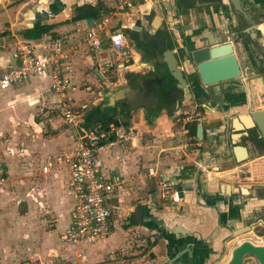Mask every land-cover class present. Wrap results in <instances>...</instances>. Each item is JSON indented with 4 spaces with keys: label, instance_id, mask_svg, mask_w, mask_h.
Here are the masks:
<instances>
[{
    "label": "crops",
    "instance_id": "1",
    "mask_svg": "<svg viewBox=\"0 0 264 264\" xmlns=\"http://www.w3.org/2000/svg\"><path fill=\"white\" fill-rule=\"evenodd\" d=\"M206 1L209 0H136L130 12L112 10L111 0H0V43L13 46L25 42L40 53L61 51L63 71L74 84L68 93H82L77 99L70 95L74 103H80L77 120L87 126L94 121V113L113 111L114 100L109 97L105 102L98 90L101 82L108 81L105 72H116L110 76L116 79L110 84L115 89L111 96L125 88V78H138L146 70L129 41L135 37L129 27L136 19H141V27L150 33L154 34L157 27L172 33L173 51L180 60V39L192 40L196 46L218 37L231 39L229 31L236 23L238 28L248 23L239 20L230 0ZM243 3L251 9L258 4L264 6V0ZM77 7L83 17L72 19ZM119 15L123 18L114 19ZM175 17L171 31L168 21L171 23ZM86 18H90L88 26ZM42 26L48 28L40 33L32 30ZM87 27L98 33L101 51H90L83 44ZM259 27L264 41V25ZM114 29L122 31L132 56L127 69L115 70L105 64L110 57L107 36ZM233 46L242 77L222 83L220 95L214 99L200 89L196 90L197 98L191 94L195 101L186 98L174 111L168 112L165 107L156 111L137 108L122 116L123 130L130 141L104 145L97 152L101 168L113 169L122 178L114 199V227L106 238L71 248L70 252L58 236L70 209L64 172L42 173L40 169L53 157L71 150L79 130L73 125L53 123L48 110L41 112V106L47 109L53 105L54 110L58 98L49 88L47 75L30 77L0 90V155L11 152L5 156L6 186L15 182L17 191L21 193L22 187V193L26 191L20 202L27 209L14 223L16 227L12 226L14 233L23 232V243L42 252L50 250L56 234L63 264L69 260L77 264H221L242 240L264 246V149L256 147L245 130L234 131L229 124L234 116L231 113L244 111L250 100L254 109L264 108V67L256 69L255 76H245L247 72L253 74L255 68L239 51L240 43L236 41ZM90 54H98V59ZM6 59V53L0 50V72ZM256 77H261V84L255 83L249 92V82ZM83 93L89 98V109L82 101ZM197 122L202 125L201 138L195 136L192 128ZM174 139L178 141L173 145H163ZM165 151H172L173 155L160 159ZM149 163L153 175L147 172ZM161 180L180 188L182 195L177 202L159 198ZM249 224H253L249 231L231 234ZM10 229L6 235L9 245L17 241ZM33 230L39 237L34 241ZM114 254L120 255L119 259ZM73 256L76 257L71 260ZM30 259L40 261L36 257Z\"/></svg>",
    "mask_w": 264,
    "mask_h": 264
},
{
    "label": "built area",
    "instance_id": "2",
    "mask_svg": "<svg viewBox=\"0 0 264 264\" xmlns=\"http://www.w3.org/2000/svg\"><path fill=\"white\" fill-rule=\"evenodd\" d=\"M135 1L117 0V10L123 11ZM107 39L111 58L105 64L127 69L132 56L122 31L114 29ZM82 42L90 51L102 50L101 39L92 27L86 28ZM0 49L7 57L0 72V90L30 77L47 75L49 88L58 97L55 103L59 115L53 117L52 122L73 125L79 130L73 148L53 157L40 169L42 173L64 172V188L70 200V209L68 220L58 235L59 241L65 247L75 249L106 238L114 227V211L117 210L114 199L122 178L113 169L101 168L97 152L104 145L121 144L131 138L110 120H94L87 126L79 124V112L69 107L67 93L74 88V84L63 71L64 56L61 51L55 49L50 53H36L35 47L25 42L13 46L2 42ZM81 108L84 109L85 105ZM148 174L153 175L152 170ZM7 177V167L0 158V187L5 184ZM243 177L246 179V176ZM158 196L171 202L179 200L178 190L168 180L159 181Z\"/></svg>",
    "mask_w": 264,
    "mask_h": 264
},
{
    "label": "water",
    "instance_id": "3",
    "mask_svg": "<svg viewBox=\"0 0 264 264\" xmlns=\"http://www.w3.org/2000/svg\"><path fill=\"white\" fill-rule=\"evenodd\" d=\"M230 1L234 7V10L239 16V20L246 21L250 24V26L243 29L242 32H252V30H258L259 32L260 30L258 25L264 23V6L261 7V5L258 4L255 9H251L250 5H247V7L249 6L248 8L244 5V0ZM249 11L253 13L252 17V14ZM175 20L176 17L171 19V23L168 21V27L171 31L172 27L170 25H174ZM142 23L143 22L141 19H136L129 27V30L136 32V37H133L132 39L130 38L129 41L131 45L135 47V52L144 55V51L142 49L136 48L138 45L137 41H141L139 36L142 34L144 37L149 38V36L153 33L148 32L145 28H141ZM85 24L87 26L90 25V18L85 19ZM156 29L162 31L163 28L161 29V27H157ZM259 35L263 42L261 31L259 32ZM170 36L172 40L175 39L172 33ZM233 50L234 46L231 40L228 38L223 39V37H218L212 41L210 40L205 42L201 46H196L195 42L190 40V48L187 49V47H185V54L182 60H178V53L174 52L173 49L167 48L164 49L161 54H158L157 52L154 53L156 58L146 61L144 64L145 66H150L154 64L156 60L158 64L164 65L168 76L176 81V87L186 90L184 86V73L189 83L188 89L190 90L191 94H195V98L198 97L196 90L201 89L204 93H206L207 96L214 99L220 95V91L218 92V89L222 83L231 82L232 80H239V78L242 77L238 61ZM154 51L156 50L154 49ZM175 58H177V61L182 63L183 69L176 67L177 62ZM262 62L264 63V53L262 54ZM137 80H140L141 82L138 87L134 88L133 82L131 84L132 87L127 88L125 86V88L114 92V95L109 96L110 99L115 101L118 97L120 100L125 101L129 107V112L133 111L134 108L137 107H142L143 109L153 107L156 102V98L152 94V84L155 83L160 85L161 78L153 77L145 78L144 80L137 78ZM255 83L258 85L261 84V77H256L250 80V87L248 86L249 92V88L253 87ZM237 86L240 85L237 84ZM171 94L172 92L169 93V95ZM231 114H234V116L230 119V123L228 122L231 124V128L234 131L245 130L248 137L252 138L254 145L264 149V108L254 109L250 100L248 107H246L244 111L238 110ZM93 120H95V118ZM110 121L115 126H120V121L118 118H112ZM192 128L195 130V136L197 138H201V123L197 122L195 126H192ZM124 129L127 130L126 125H124ZM240 150H242V148H240ZM177 190L178 196H181L182 191L179 187ZM136 221L139 222V220ZM252 225L253 224L242 226L233 230L231 234L238 235L244 233L248 231ZM244 254L254 255L259 264H264V248L247 240L240 241L231 249L230 256L224 264H239L241 257Z\"/></svg>",
    "mask_w": 264,
    "mask_h": 264
},
{
    "label": "rangeland",
    "instance_id": "4",
    "mask_svg": "<svg viewBox=\"0 0 264 264\" xmlns=\"http://www.w3.org/2000/svg\"><path fill=\"white\" fill-rule=\"evenodd\" d=\"M130 7L131 6L127 7L123 11H126V10L130 11L131 10ZM110 8H112V10L114 9V11L117 9V0H111ZM122 18L123 17L120 16V15L114 17V19H122ZM112 21H114V20H112ZM94 28H95L96 31L98 30L96 28V25L94 26ZM157 36H158L159 39H162L163 32L162 31L158 32ZM251 47L252 46H249V48H250L249 50H251L252 53H255L257 49L255 47H252V48ZM105 49L107 51V54H109V52L107 50V46L105 47ZM35 52L36 53H40V51H35ZM90 56H92L93 59H96V60L98 59V54H95V55L90 54ZM107 58L110 60L109 55H108ZM254 58L257 59V61H255L254 65H251L246 60V62L249 64V66L255 68L254 71H253V74L250 75L247 72V75H245V76H247L248 78L251 77V76H255L256 74H258V72L256 71V69L258 70V69H261V68L264 67V63L260 60V58L258 57L257 54H254ZM111 69H115L116 70L117 68L115 66H112ZM163 69H164V72H163L164 75H163L162 90H165L166 88H170V82H172L173 79L168 76L167 72L165 71L164 65H163ZM142 71H143V73H147L145 69L142 70ZM105 73H107V75H108V78H107L108 81L105 80L104 82H101L100 83V86H98V90L100 89L99 91H100L101 95H103L104 101L106 102L109 99V94L115 90L114 88H110L111 87L110 84L113 81H115L116 79L113 80L112 79L113 77L111 78L110 76H111V74L113 76H115L116 75L115 74L116 72L114 70H112V72L109 71V72H105ZM143 73H140V74H143ZM115 88L117 89V87H115ZM118 88H119V86H118ZM105 91H106V93H104ZM81 94H82L81 92H76V93H73V94L68 93L67 98H68V102H69V107L74 108V109H79L80 103H77V104L74 103L73 100H72V98H70V97L72 96V97H74V99L75 98L77 99V98H80L79 96H81ZM83 95H84V93H83ZM88 100H89V98L84 95V99H82V101H86L87 107H88L86 109H89L90 108V105L88 103ZM51 106H53V105H50V107L48 106L47 109L44 106H41V108H42L41 109V112L44 114L45 111L48 110L47 111L48 112L47 115L49 117L53 118V117L59 115V111L56 110L57 108H55L53 110L51 108ZM54 106H57L58 107V105H54ZM167 108H168L167 109L168 112L172 110V107H167ZM110 117L111 118H113V117L114 118H118L119 121H120L119 128L121 130H123V123H122L123 122L122 121L123 118H122V116H119L117 112H113L112 110L106 111V109H105V111H103V110L101 111L100 110V111L94 113L95 120H99V121H103L104 122L105 119L110 118ZM177 136L179 137L178 134H177ZM177 136H176L175 139H178L179 140L180 138H178ZM175 139L172 140V143L168 144V143L164 142L163 145L164 146L173 145L176 141H178V140H175ZM2 140L3 139L1 138L0 139V142H2ZM126 147H127V145H126ZM10 154H11V152L9 154L7 153V155H0V158H1V160H2V162L4 164H5V161H6L5 160V156H8ZM171 155H173L172 151H165V152H163L161 154L160 159L166 160ZM150 165H151V163H149L147 165V172L151 170V168L148 167ZM14 183L15 182H12L11 184H8L6 186V182H5V184H4L5 186L3 185L2 187H0V240L3 242V243L0 244V264H24V263L25 264H57V263L58 264H63V263H60L61 261H60V258H59V254H62L63 255V252H61L62 251L61 250L62 249L61 247H60V249H57L58 241H57V239H55V237L57 236L56 234H55V237H53V243L51 244L52 247L50 248V250H47V252L46 251L45 252H42L38 247H35L34 245H29L28 246V245H25L23 243V239L26 238V236H25V234L23 232H20V231L17 230L16 233H14V231L12 230V229H14L16 227L14 223H17V221H20L21 220L20 219V216H22L21 214H22L23 210H26L27 209L25 207V205L20 202L21 199H22V197H24L26 191H23V193H22V189H23V187H22V189H20V191H21V193H20L19 191H17V189H16L17 187L15 188V185L16 184H14ZM157 192H159L158 189H157ZM17 201H19V202H17ZM12 209H13L14 212L11 211ZM116 216H117V211H114V217H116ZM32 217H34V216H32ZM30 219L32 221L33 218H30ZM13 225L15 226L14 228L12 227ZM9 228H11L10 231L15 234L14 238L17 240L15 244H10V245L8 244V237L6 235L8 233H10V232H8V229ZM33 232H35V235L32 238V240L34 241V240H36L39 237L36 234L37 233V230H33ZM4 241L6 242V244L4 243ZM67 248H68V251L70 252L71 251V248L70 247H67ZM31 254H32V256L30 257ZM116 256L119 259V256L120 255H117L116 254L114 257L116 258ZM32 257H36L37 259H40V261L34 262L32 259H30ZM75 257L74 256L71 257V260H74ZM73 263L74 264H77L76 261H73L71 263L70 260L67 261L65 264H73ZM96 264H100V261H97Z\"/></svg>",
    "mask_w": 264,
    "mask_h": 264
},
{
    "label": "flooded vegetation",
    "instance_id": "5",
    "mask_svg": "<svg viewBox=\"0 0 264 264\" xmlns=\"http://www.w3.org/2000/svg\"><path fill=\"white\" fill-rule=\"evenodd\" d=\"M215 0H209L206 2H214ZM248 26H250V24L245 23L244 25L241 24V28H238V23H236L232 30L229 31V35L231 36V40L232 44H234L236 41H238L240 43V50L242 55L245 57V59L251 64L254 65L255 61H257V59L254 58V54H257L258 57L260 58V60L262 61V54L264 53V46H263V42L261 41L260 35L258 30H252V32H245L243 33L242 30L247 28ZM142 28V27H141ZM158 32H160L159 29H156L155 33L150 35L149 38L144 37L142 34L139 36L141 38V41H137V47L136 48H140L144 51V55L138 53V57L141 60L142 63H146V61H149L151 59H155L156 55H154V53H158L161 54V52L164 49H173V40L171 38V36L169 35V33L167 34L165 31H163V37L162 39H159L157 34ZM135 33V37H136V32ZM252 34V35H251ZM251 35V37H250ZM181 47H180V53L182 54V58L184 57L185 54V47H187V49L190 48V42L186 41V40H181ZM249 46L255 47L257 50L255 53H252L251 50H249ZM251 47V48H252ZM154 49L156 51H154ZM234 51V50H233ZM175 52V51H174ZM177 53V52H176ZM235 54V51H234ZM178 56V54H177ZM236 56V54H235ZM176 59V67L179 69H183L182 63L180 61H177ZM237 59V57H236ZM178 60L179 56H178ZM146 72L147 73H143L140 75H143V77L138 76L139 79H145V78H153V77H160L161 78V84L157 85L155 83L152 84V94L155 96L156 98V102L154 104L153 107H150L148 109H145L146 111H152V110H158L162 107H172V110L174 111L175 109H177L181 103L186 100V98L190 99V97L192 98V100L195 101V99L191 96V92L188 89L189 88V83L188 80L186 78V75L183 73V77L185 78V82H184V86L186 88H178L176 87V81L173 79L172 82H170V88H166L165 90H162V85H163V65L162 64H158L157 61L155 60V63L148 66L146 65ZM263 78V77H262ZM126 79V84L125 86L127 88L132 87L131 84L134 82V88L138 87L139 84L141 83L140 80L138 81L137 78H125ZM264 79V78H263ZM171 89V90H170ZM172 92L171 95H169V93ZM170 98V99H168ZM113 112H117L119 116H123L126 117L129 114V107L127 105V103H125V101L120 100L118 97L115 101H113ZM137 108H142V107H137ZM134 108V109H137ZM143 109V108H142ZM252 228V227H250ZM254 229V228H253ZM249 231V230H248ZM247 232V231H246ZM245 233V232H244ZM243 234V233H241ZM240 235V234H239ZM255 245H260L264 248L263 245L258 244L257 242L254 241H250L247 240ZM231 251V250H230ZM229 256H230V252H229ZM228 256V258H229ZM227 258V259H228ZM227 259L225 261H223L224 264ZM239 264H259L257 259L255 258L254 255L251 254H244L241 257V261Z\"/></svg>",
    "mask_w": 264,
    "mask_h": 264
},
{
    "label": "trees",
    "instance_id": "6",
    "mask_svg": "<svg viewBox=\"0 0 264 264\" xmlns=\"http://www.w3.org/2000/svg\"><path fill=\"white\" fill-rule=\"evenodd\" d=\"M80 9H81L80 7H77L76 8V10H77L76 11V14L71 17L72 19H78V18H82L83 17L82 15L79 14V10ZM47 28H48L47 26H42V27H39V28H36V29H32V30L34 32H36V33H40L42 31H45ZM129 74H131V73L130 72L129 73H126V76L128 77ZM138 76L143 77V75H138ZM108 120H111V119L110 118H107V119H105V122H107Z\"/></svg>",
    "mask_w": 264,
    "mask_h": 264
},
{
    "label": "bare ground",
    "instance_id": "7",
    "mask_svg": "<svg viewBox=\"0 0 264 264\" xmlns=\"http://www.w3.org/2000/svg\"><path fill=\"white\" fill-rule=\"evenodd\" d=\"M260 25H264V23H261V24L258 25L259 30H260V27H259ZM260 31H261V30H260ZM261 34H262V32H261ZM262 39H263V36H262ZM263 42H264V41H263Z\"/></svg>",
    "mask_w": 264,
    "mask_h": 264
}]
</instances>
